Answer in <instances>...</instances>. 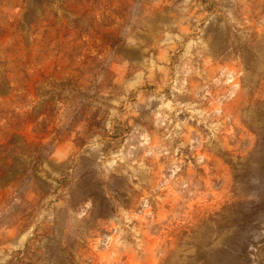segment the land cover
Instances as JSON below:
<instances>
[{
    "label": "rangeland",
    "instance_id": "rangeland-1",
    "mask_svg": "<svg viewBox=\"0 0 264 264\" xmlns=\"http://www.w3.org/2000/svg\"><path fill=\"white\" fill-rule=\"evenodd\" d=\"M0 19V264H264V0Z\"/></svg>",
    "mask_w": 264,
    "mask_h": 264
},
{
    "label": "trees",
    "instance_id": "trees-1",
    "mask_svg": "<svg viewBox=\"0 0 264 264\" xmlns=\"http://www.w3.org/2000/svg\"><path fill=\"white\" fill-rule=\"evenodd\" d=\"M0 21H1V19H0ZM21 253L18 252L15 256H13L10 259H8V261L6 262V264H25L24 263L25 257Z\"/></svg>",
    "mask_w": 264,
    "mask_h": 264
}]
</instances>
